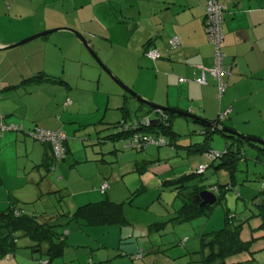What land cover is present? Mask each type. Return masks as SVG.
I'll use <instances>...</instances> for the list:
<instances>
[{
	"label": "rangeland",
	"instance_id": "rangeland-1",
	"mask_svg": "<svg viewBox=\"0 0 264 264\" xmlns=\"http://www.w3.org/2000/svg\"><path fill=\"white\" fill-rule=\"evenodd\" d=\"M23 1L24 4H27L28 0ZM105 1H112L117 6L115 9L117 16L113 15L114 13L112 10H109L106 5H103L99 9V17L104 19L105 22H107L111 16L107 23L110 29L108 33L102 31L101 28H99L101 30L99 31L97 27L89 25V23L83 24V30L85 31V29H87V31H92V34L87 32L82 35L74 29L73 31L79 33L86 41H92V44L88 45L95 52L97 58H99L105 70L109 72L110 75H108L88 53L86 47L81 43L79 38L76 36L72 37L74 43H70L71 41L68 42L69 40L66 41L65 39L61 48L58 49L56 46L52 47H54L53 49L55 50H71L66 57L61 58L57 63L58 73H64L63 75L68 77V81L64 80L65 83L68 84V87L62 86L58 89V87L55 88L50 85H42V83L32 84V86L42 85L40 87L44 88V90L35 93L36 96L33 94V99H37L40 105L45 104L44 110H36L39 114L37 117L43 118L44 124L48 123L49 125H55L56 123L52 122L58 119L59 114L62 115L65 120L75 119L81 123L74 125L66 123V127H74L70 128L71 132L68 134V146L74 149L75 156L72 158V155H68L67 159L60 162L64 164L60 170L66 177L70 176L69 180L71 183H75L74 186H71L73 190L78 191L80 187H94L98 193L100 187L102 188V186H104V184L100 186V181H106L109 189L114 188L113 193L115 194L110 196L113 198L112 201L122 203L123 214L128 223L123 227L118 225L88 227L85 224L79 226L75 222H71L65 227H56L57 232H67L70 234V237L66 238L67 246L64 255L62 258L55 259L52 264H89L91 260H93V264H202L200 262L202 258L200 254V235L220 230L224 226L226 213H229V215L233 214L236 221H245L250 216V213L253 212L254 205L257 203L259 196L264 192L262 183L264 181V160L261 159L263 155H260L259 160H256V156L259 155L258 151L246 145L242 150V160L237 164V169L234 174L235 181L232 189L226 191L219 203L206 211L209 216H201L192 221L176 222L174 224L168 222V220L175 215V211L180 206V201L177 199V193L172 189L167 187H157V189L149 188L139 181L137 173L127 174L124 180L115 183V179H119L116 177H119L120 167H118L116 163L113 164V166H111L112 164H107L112 162H107L105 164L98 162L97 165L101 166V169H99L100 172L91 171L89 169L80 170L77 168L74 169L73 167L70 168L68 165H74L73 161L82 163L88 159L87 155L89 153L87 151L90 147L85 144V141H88V137H86L87 129L92 130L96 125V128L93 129L91 133L94 135L99 129L101 134L102 132L105 133L99 136V139H101L104 135L113 133V130L116 129H113L112 126L116 124L117 121H121L120 112L115 111L113 108L121 104L122 98L120 96L125 93L120 86L114 82V79L119 80L137 94H139L137 91H140V89L135 86L137 84L135 82L137 75L135 61L133 60L131 64H129L126 56L124 57L125 59L120 57L121 52L119 50H112L111 47H116L119 44L121 47L126 46L127 50L131 51L141 49L140 45L145 41L147 32L144 29L145 25L140 24L142 27L141 30L139 29V31L135 33L134 24L140 21L145 23V20H148L153 14V9H151L150 4L151 0H101L100 3H106ZM37 2L40 3L39 0ZM51 3H54L53 0L44 4L47 6L46 10H49L51 8L49 6H52L51 17L45 15L47 19L50 17L49 21L52 20V16L54 19H58L57 16L62 13L61 10L57 13V5ZM33 4L34 3H32L30 7ZM25 9H27V7ZM106 9L109 11L107 12ZM41 10L42 8L38 11L37 16L43 17ZM24 14L32 17L36 16L32 8H30L29 11L25 10ZM115 17L117 20L114 19ZM59 19H61V17ZM94 21L98 24L96 20ZM60 34L62 33H53L52 36L55 38V36L58 37ZM126 34L128 35L127 40L125 38ZM90 37H100L101 39L92 40L89 39ZM102 37L104 38L103 40ZM108 38H111V44L107 40ZM38 42H40V39H35L12 50L36 47ZM142 78L143 77H141V80ZM24 86H26L28 91V87H30L31 84ZM50 97L52 98L51 101L49 100ZM46 101L50 104L46 103ZM54 104H56L55 107ZM96 106L101 107L100 112H104V109L108 108L104 119L102 118L103 114L93 115V113H91ZM137 108L138 102L133 98H129L127 103V110L129 112L127 116L128 121L136 119V117L139 119L141 114H143L137 111ZM57 111L59 114H57ZM34 112V110L26 112V117L32 119V117L36 116ZM150 116L153 118L152 114ZM118 118L119 120H117ZM109 120H111V122L108 127L106 124L99 125L100 122L103 123L102 121ZM0 122L1 125L4 123L5 125L21 127L14 128L13 130H6L4 132L0 131V167L3 165L7 166L11 162L14 166L20 163L19 168L21 169L26 163L24 159V148H26L28 153V159H31L35 157V153L30 149V145L35 146L41 143L35 141L30 136V129L27 130L23 128L22 124L17 125V122L14 121L5 123L2 119H0ZM25 122L27 125L29 124L28 121ZM86 123H90V125L87 126ZM26 124L23 125L26 126ZM78 125H81V128H79ZM80 129V133L76 134ZM199 129L200 127L198 125L186 122L180 117L173 122V130L179 134L180 145L183 143L186 144L189 141L191 143L201 142L203 137L199 134ZM235 131L240 135L246 136L237 130ZM75 134L76 136H74ZM260 140L264 141V139ZM115 144H118V142ZM224 146V139L219 135H214L210 145L211 151L222 152ZM118 150H120V148ZM120 152L124 153L126 151ZM145 154H147V158L151 157L152 159H156V157H158L159 161L152 165L157 168L155 171L165 168L171 176L174 174L176 175L178 171H185V169L188 168H186L185 163L190 164L193 172L198 169L199 165L208 166L210 164V161L202 155L189 156L182 151L175 153L167 147L159 149L149 147L144 152L133 153V155L137 157L141 156L140 158ZM55 162H57V160H55ZM216 164L217 162L214 163V165ZM152 168L155 169L154 167ZM36 170H38V172ZM36 170L29 166L26 171L27 176L29 178L34 177L35 180L38 181L39 175L44 176V174H48L52 176V180L58 181L60 170L55 169V171L47 172L43 167L37 168ZM68 170L73 171L69 172ZM161 175L163 176L158 178L164 181L165 176L164 174ZM80 177L83 178V182H75V180H78ZM228 177L227 171L214 170V168L210 166L203 176L197 177L190 183L195 182L205 186L216 185L223 189V186L229 183ZM62 186L64 187L65 184ZM32 188L34 187L28 184V187L25 186V188L19 190V193H13L15 199L20 197L19 199H21L23 203L21 206H27L25 208L22 206L24 209L23 213L25 211L28 214L46 215L47 217L55 215L56 218H60L59 213H73L76 210L74 207V199L71 196V189L69 190L70 195L68 196H64L65 194L61 193L60 197L48 195L41 200H36V198H34L35 193L31 194L30 192ZM43 188L44 186L39 184V189ZM138 190L139 192H137ZM87 196L92 201H97V198H95L93 194H88ZM102 197L106 199L107 196L102 195ZM16 207L20 209V206ZM56 220L54 218L55 222ZM165 222L166 224L163 229H156L155 224ZM60 223H64V221L61 220L58 224ZM260 224L261 221L257 218H250L242 223L241 239L244 241H251L254 239L251 246L252 250L257 249L264 242L263 239L258 238L262 235L260 229H258ZM31 245L32 242L29 241L27 237H18L11 258L9 259V256L7 258H0V264H36L37 261L32 259L33 253L30 248ZM41 249L42 252H44L43 245ZM248 256V253L238 254L232 256L227 261H231V264H264V250L253 255V262H244ZM44 259L45 256L42 255L41 260Z\"/></svg>",
	"mask_w": 264,
	"mask_h": 264
},
{
	"label": "crops",
	"instance_id": "crops-1",
	"mask_svg": "<svg viewBox=\"0 0 264 264\" xmlns=\"http://www.w3.org/2000/svg\"><path fill=\"white\" fill-rule=\"evenodd\" d=\"M37 1L28 0L27 4H24L23 0H0V118L5 123L14 121L17 122V125L22 124V127L27 130L36 127L50 131L60 130L67 135L68 139V134L71 132L70 128L74 127L68 128L66 123L69 125L81 123L75 119L65 120L57 111L59 117L52 122L56 124H44L43 118L37 117L39 114L36 110H44L45 104L40 105L37 99H33V94L35 95V93L44 90V88L40 87L42 85H50L60 89L62 86L68 87V84L42 83V85H31L28 87V91L26 86H17L24 79H28L38 73L68 81V77L63 75L64 73H58L57 63L61 58L66 57L71 50H55L52 46H56L58 49L61 48L65 39L66 41L69 40L68 42L71 41L70 43H74L72 37H75V35L68 31H57L53 33H62L58 37L55 36L54 38L52 36L53 33H51L38 38L40 42H38L36 47L21 48V50H3L2 48L15 44L30 35L54 30L53 28H59V30L61 27L71 28L82 35L87 32L92 34V31L83 30V24L86 23L98 29L101 28L102 31L108 33L110 29L107 23L111 16L105 22L104 19L99 17V9L106 5L109 10H112L113 15L117 16L115 11L117 6L112 1L100 3L101 0H53L54 3L51 4L57 5V13L60 10L62 13L57 16L58 19H54L52 16V20L49 21L52 15V6H49L51 7L49 11L46 10L47 6L44 4L50 0H39L40 3ZM206 1L151 0L150 4L153 14L148 20H145V23L140 21L134 24L135 33L139 29L141 30L140 24L145 25L144 29L147 32L145 41L140 45L141 49L131 51L127 50L126 46L121 47L119 44L116 47L112 46L111 49L119 50L121 52L120 57L124 58L126 56L129 64L133 60L135 61V69L137 71L135 80L137 84L135 83V86L140 89V91H137L138 95L145 100L160 106L188 112L208 122H215L216 119L222 117L223 127L230 128L233 131L237 130L246 135L245 137L264 139V0H220L224 6L222 16V32L224 36L222 51L225 55L223 68L227 72L223 77L226 89L220 97L217 91V81L209 73H204L205 84L196 82V79L201 77L203 69L208 70L213 66V47L208 42L204 30ZM32 3L34 4L30 7ZM26 7L27 9H25ZM30 8L34 9L36 16L32 17L24 14V11H29ZM40 8H42L43 17L37 16ZM109 10L106 9L107 12ZM45 15H49V19ZM60 17L61 19H59ZM114 19L117 20L116 17ZM99 31L101 30L99 29ZM127 37L128 35L126 34V40ZM173 37L178 39V44L175 47H172L170 43ZM89 39L96 40L101 38L90 37ZM110 39L108 38L107 40L111 44L112 40ZM147 41H149L148 49L158 52L160 56L155 61L143 55L144 45ZM87 43L90 45L92 41L87 40ZM141 77H143L142 80ZM179 78L184 79V82H179ZM123 96V94L120 96L122 98L121 101ZM51 97L50 101L52 100ZM46 103L49 102L46 101ZM121 105L122 102L113 108L120 114ZM100 109L101 107L96 106L91 113L93 115L103 114L102 118L104 119L108 108H105L104 112H100ZM30 110H34L36 114V116L33 115L32 119L26 117V112ZM25 121H28L29 124L27 125ZM102 122L99 125L106 124L108 127L111 120ZM23 124H26V126ZM86 124L87 126L90 125V123ZM78 127L81 128V125H78ZM95 128H92V130ZM87 130L86 137H88V141H85L86 145L90 144L91 141L96 143V138L105 134L103 132L101 134L99 129L94 135L91 133L92 130ZM80 131L81 129L76 134L80 133ZM68 140L65 159H67L68 155H72V158L75 156L74 149L68 146ZM104 145L102 149H105V155L97 153L100 148L88 146L90 149L87 151L89 153L87 155L88 159L86 158L87 161L82 163L73 161L74 165L70 164L68 166L74 169H89L100 172L101 166L97 165L98 162L102 164L112 162L107 163L109 165L112 164L111 166L116 163L120 167V174L119 177L116 175V178L119 179H115V183L124 180L127 174L137 173L141 183L154 189L164 187L162 185L163 181L159 180L163 176L161 174H164L165 181L175 179L192 171L190 164L185 163L186 168L188 167L185 171H178L176 175L171 176L165 168L155 171L157 168L150 165L157 163L159 161L158 157L152 159L149 155L150 158H147V154H145L140 158L141 156L133 155V151L121 153L115 145L111 146L110 144L109 146L107 142ZM30 149H32V152L34 151L35 157L28 159V153L26 148H24L26 163L21 169L19 168L20 163L14 166L11 162L7 166L3 165L0 167V178L2 180V185L0 186V212L7 209L9 205L20 206L21 209H23L22 206L24 208L27 207L26 205L21 206L23 203L19 199L20 197L15 199L13 193H19V190H22L25 186L28 187V184L34 187L29 191L31 194L35 193V197H32L36 198V200H41L48 195L54 196L51 193L58 189L61 190L60 194L64 193V196H68L71 189L75 208L86 203L103 200L102 195H106V199L109 201L113 200L110 196L115 194L113 193L114 188L109 189L107 187L104 192H101L100 186L107 184L106 181H100L99 195L94 187H80L78 191L73 190L71 186H74L75 183H71L69 180L70 176L66 177L60 170L64 166L62 163H58L56 166V170H60L58 181L52 180V176L48 174L39 175L38 181L34 177L29 178L26 173L29 166L36 170V166L42 163L44 157L49 156L51 158L49 161L52 160L49 145H30ZM143 162H148L149 167L140 174L136 171L135 166L139 164V168H141ZM73 170L68 171L72 172ZM36 171L38 172V170ZM75 182L82 183L83 178L80 177ZM39 184H42L44 188L39 189ZM64 184L65 186L63 187L62 185ZM88 194H93L97 201H92L87 196ZM69 235L68 233L67 237H70ZM89 264H93V260L89 261Z\"/></svg>",
	"mask_w": 264,
	"mask_h": 264
},
{
	"label": "trees",
	"instance_id": "trees-1",
	"mask_svg": "<svg viewBox=\"0 0 264 264\" xmlns=\"http://www.w3.org/2000/svg\"><path fill=\"white\" fill-rule=\"evenodd\" d=\"M148 44L149 41H147V43L144 45L145 48L143 55H145V52L148 50ZM38 83L67 85L60 78L48 77L44 73H38L28 79H24L17 87ZM129 98L132 97L126 95L125 93L123 96L122 105L120 107V111L122 114L121 121L112 126V128L116 130H113V133H111L110 135H104L101 139H99L98 136L96 138V143H93L91 141L87 146H95L100 148L97 153H102V155H105V149L103 150L102 148L103 146H105L104 143L106 142L109 144V146L111 144V146L115 145L116 147H118V149L120 148V150L118 151H134L141 153L146 151L149 147H154L156 149L167 147L175 153H179V151H182L186 155H202L206 158L209 155L218 153V156L216 155L213 156V158L208 159L210 161V164L208 166L201 165L205 167L202 171L199 170V166L198 169H196L194 172L191 171L175 179L165 180L162 182V185L164 187L170 188L177 193V199H179L180 201L179 208L175 211V215L171 217L168 222H172L174 224L176 222L192 221L201 216L208 217L209 215L206 213V211L219 203L226 191L232 189L235 181L234 174L237 169V164L242 160V150L246 145H249L252 148L256 149V151H258L259 155L256 156V160H259L260 155H263V158L261 159L264 160V146L243 141L237 137L232 136L231 134L224 133L219 130V127H222L223 118L216 119L215 122H208L207 120L201 119L196 116L195 119H191L187 117H180L163 111H157L138 103L137 111H140L143 114H141L139 119L136 117V119L128 121L127 116L129 112L127 110V103ZM151 114L153 115V118L150 116ZM179 117L184 119L186 122L194 123L202 127L199 129V134L203 137V140L201 142L191 143L190 141H184L187 143H183L180 145L179 134L173 130V122ZM152 120H157L158 123L151 124ZM2 126H4L6 129L2 130ZM14 128L21 127L15 125H5L4 123L1 125L0 122L1 132H4L6 130H13ZM39 130L44 129H40L37 127L30 129V135L33 132ZM44 131L63 133L65 135L64 139L61 142L62 155L60 158L55 157L52 144L49 141L41 142L34 139L42 145H49L52 155L51 161H49L51 159L49 156H47L46 158L44 157L42 163H40L36 167H43L47 172L55 171L57 164L65 160L67 154V135L60 130ZM134 134H146L153 138L160 137L164 140V144L161 146L146 145L143 147L141 144L139 145V143H137L136 145L138 146H134V148L129 144ZM214 135H219L225 141L226 146L222 152H213L210 149L211 141H213ZM117 142L118 144H115ZM55 160H57V162H55ZM215 162H217L216 165H214ZM142 165V169L139 168V164L135 166L136 171L140 174L143 173V170H147V168L149 167L148 162H143ZM210 166H212L214 170L227 171L229 176V183L223 186V189L216 185H213V187L205 186L203 184H198L195 182L190 183L197 177L203 176ZM262 183L264 191V181ZM1 185L2 180L0 178V186ZM60 191L61 190L58 189L51 194L60 197ZM104 191L101 190V192ZM203 191H209L215 195L216 202L213 205L200 207L199 202H194L195 197ZM137 192H139V190ZM59 217L60 218H56L55 215L47 217L46 215L28 214L25 211L23 213V209H17V207L9 205L7 209L0 212V258H7L9 256L10 259L15 250L18 237H27L29 241L32 242L30 248L32 249L33 260L35 256V250H38V260H34L37 261L36 264H42L43 262H45L46 264H52L55 259L62 258L67 246L66 238L68 233L57 232L56 227H65L71 222H75L79 226H83V224H85L88 227H108L113 225L123 227L124 225H126V223H128L123 214L122 203H115L109 201L108 199L86 203L84 205L78 206L73 213H59ZM54 218L55 220L57 219L56 222L54 221ZM250 218H257L261 221L258 229H260L262 235L258 238L264 240V192L259 196L257 203L254 205L253 212L250 213V216L245 221ZM61 220H63L64 223L58 224V222ZM224 220V226L220 230L211 231L208 234L200 235V254L202 256L200 262L202 264H231V261H227L229 258L243 253H248L249 255L244 262H253V255L259 251L264 250V242L257 249L252 250L251 246L254 239L251 241H244L240 236L242 223H244L245 221H236L235 216L233 214L229 215V213H226ZM165 224L166 222L157 223L155 224V227L156 229L160 230L165 227ZM42 245L44 252H42L41 249ZM42 255L45 256L44 260H41Z\"/></svg>",
	"mask_w": 264,
	"mask_h": 264
},
{
	"label": "built area",
	"instance_id": "built-area-1",
	"mask_svg": "<svg viewBox=\"0 0 264 264\" xmlns=\"http://www.w3.org/2000/svg\"><path fill=\"white\" fill-rule=\"evenodd\" d=\"M224 6L220 0H207L205 6V19H204V30L208 42L213 47V66L212 68L202 70L201 77L196 79L198 84H205V72L209 73L217 81V91L218 96L220 97L226 88L225 83L223 82V77L227 72L223 68L224 53L222 51L224 36L222 32V16H223ZM171 46L175 47L178 44V39L173 37L171 40ZM145 56L151 60H157L160 56L158 52L148 49L145 52ZM179 82H184V79L179 78ZM222 119V117H219ZM2 130L6 128L2 126ZM33 139L39 140L41 142L49 141L52 144L53 152L55 157L60 158L62 155L61 142L64 139L65 135L63 133L48 132L44 130L35 131L30 135ZM139 143L143 147L146 145H155L161 146L164 144V140L160 137L153 138L146 134H134L130 145L132 147L138 146ZM135 148V147H134ZM218 156V153L207 156V159L213 158V156ZM205 167L200 166L199 170H203ZM107 188V185L102 186L101 190L104 191ZM42 264H46L43 262Z\"/></svg>",
	"mask_w": 264,
	"mask_h": 264
},
{
	"label": "water",
	"instance_id": "water-1",
	"mask_svg": "<svg viewBox=\"0 0 264 264\" xmlns=\"http://www.w3.org/2000/svg\"><path fill=\"white\" fill-rule=\"evenodd\" d=\"M57 31H68L73 33L77 38H79V40L81 41V43L86 47L88 53L96 60V62L105 70L104 66L102 65L101 61L99 60V58H97V55L95 54V52L92 50V48L88 45L87 41L77 32L71 30V29H67V28H61L59 29H54V30H48V31H44L41 32L39 34H35L33 36H30L26 39H23L15 44L12 45H8L3 47V50H7V49H13L16 47H19L21 45H24L32 40L38 39L40 37H44L48 34H51L53 32H57ZM106 71V70H105ZM107 72V71H106ZM108 75H110L109 72H107ZM114 82H116V84H118V86H120V88L124 91V93H126L127 95H129L130 97H132L133 99H135L138 103L143 104L147 107H150L154 110L157 111H163V112H167V113H171L173 115H177L180 117H187V118H191V119H195V116H193L192 114L188 113V112H184L182 110H177V109H173V108H168V107H164V106H160L157 105L155 103L149 102L147 100H145L144 98H142L141 96H139L137 93H135L133 90H131L130 88H128L126 85H124L122 82H120L119 80L114 79ZM158 123L157 120H152L151 124H155ZM219 130H221L224 133H228L231 134L234 137H237L243 141H247V142H251V143H256L259 144L261 146H264V141L263 140H259V139H255L252 137H245L242 136L240 134H238L236 131H233L231 129H228L226 127H219ZM194 202H199L200 207H205V206H211L216 202V197L213 193L209 192V191H203L201 192L199 195H197L194 199ZM35 256H34V260H38V250H35Z\"/></svg>",
	"mask_w": 264,
	"mask_h": 264
}]
</instances>
